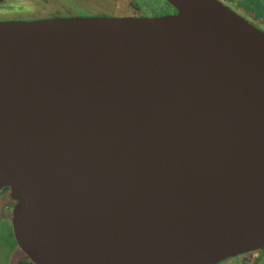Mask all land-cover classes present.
<instances>
[{
	"label": "water",
	"instance_id": "1",
	"mask_svg": "<svg viewBox=\"0 0 264 264\" xmlns=\"http://www.w3.org/2000/svg\"><path fill=\"white\" fill-rule=\"evenodd\" d=\"M165 1L176 14L0 21V191L33 264L264 251V31Z\"/></svg>",
	"mask_w": 264,
	"mask_h": 264
},
{
	"label": "rangeland",
	"instance_id": "2",
	"mask_svg": "<svg viewBox=\"0 0 264 264\" xmlns=\"http://www.w3.org/2000/svg\"><path fill=\"white\" fill-rule=\"evenodd\" d=\"M227 7L245 17L250 23L264 31V0H218ZM164 0H8L0 4V21L23 20L37 21L53 17L92 18V17H151L156 10L165 8ZM253 11V14L250 13ZM255 14V16H253ZM7 19V20H1ZM15 202L10 198V191L0 194V224H11ZM0 226V244H4L5 230ZM15 240V239H14ZM259 252L245 255L241 259H230L226 264H262L264 255ZM24 254L16 249L7 264H18ZM5 255H0V264ZM235 260V261H233Z\"/></svg>",
	"mask_w": 264,
	"mask_h": 264
},
{
	"label": "trees",
	"instance_id": "3",
	"mask_svg": "<svg viewBox=\"0 0 264 264\" xmlns=\"http://www.w3.org/2000/svg\"><path fill=\"white\" fill-rule=\"evenodd\" d=\"M6 191H8V189H3L0 191V194L5 193ZM0 226H6V227H4V230H5L4 241H5V243L0 244V255H2V254L5 255L4 263L7 264L11 255L13 254V252L18 248H17V244L14 240L11 224L4 222L3 224H0ZM18 264H33V263L31 261H29L24 256V258L21 259Z\"/></svg>",
	"mask_w": 264,
	"mask_h": 264
},
{
	"label": "flooded vegetation",
	"instance_id": "4",
	"mask_svg": "<svg viewBox=\"0 0 264 264\" xmlns=\"http://www.w3.org/2000/svg\"><path fill=\"white\" fill-rule=\"evenodd\" d=\"M8 1V0H7ZM165 1V0H164ZM6 2V1H5ZM166 2V1H165ZM167 3V2H166ZM166 7L165 8H163V9H158V10H156V11H154V12H152L151 14H149L148 16H151V17H158V16H165V15H173V14H176L177 13V11H176V9L174 8V7H172L169 3H167V5H165ZM233 10V9H232ZM250 13L251 14H253V11L252 10H250ZM240 15V14H239ZM241 16V15H240ZM253 16H255V14L253 15ZM243 17V16H242ZM245 18V17H244ZM246 19V18H245ZM1 20H7V19H1ZM260 254H259V258L258 259H262V257H263V255H264V251L263 252H259ZM252 254H254V253H252ZM248 255V254H247ZM245 255H243V256H239V257H237V258H235V260H237L238 258L239 259H241V258H243ZM230 260V259H229ZM235 260H233V261H235ZM228 261V260H227ZM224 262H226V261H224ZM220 264H226V263H220ZM262 264H264V263H262Z\"/></svg>",
	"mask_w": 264,
	"mask_h": 264
},
{
	"label": "bare ground",
	"instance_id": "5",
	"mask_svg": "<svg viewBox=\"0 0 264 264\" xmlns=\"http://www.w3.org/2000/svg\"><path fill=\"white\" fill-rule=\"evenodd\" d=\"M252 254V253H251ZM249 255V254H248Z\"/></svg>",
	"mask_w": 264,
	"mask_h": 264
}]
</instances>
